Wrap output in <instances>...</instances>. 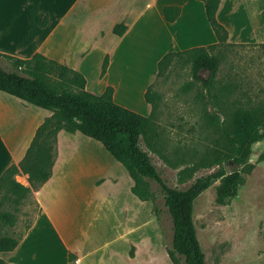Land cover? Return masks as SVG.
<instances>
[{"label":"crops","instance_id":"crops-1","mask_svg":"<svg viewBox=\"0 0 264 264\" xmlns=\"http://www.w3.org/2000/svg\"><path fill=\"white\" fill-rule=\"evenodd\" d=\"M167 5L181 7L173 22L164 17ZM42 12L49 14L44 27L36 20ZM217 17L230 42L264 43V0H220ZM120 22L128 25L123 35L113 31ZM216 42L203 0H0V52L31 58L39 51L81 71L92 92L112 86L116 102L144 115L152 111L145 92L163 55ZM52 114L0 90V176L25 157L38 127ZM57 148L51 178L31 195L38 205L32 224L18 246L0 257L14 264H50L56 256L62 264L154 260L153 245H143L152 213L148 201L132 192L134 180L125 166L81 131L60 130ZM28 177L15 174L27 186ZM47 229L59 245H45ZM67 230L79 238L68 239Z\"/></svg>","mask_w":264,"mask_h":264},{"label":"rangeland","instance_id":"rangeland-1","mask_svg":"<svg viewBox=\"0 0 264 264\" xmlns=\"http://www.w3.org/2000/svg\"><path fill=\"white\" fill-rule=\"evenodd\" d=\"M211 53L219 60L211 90L204 83L209 71L203 69L200 78H195L187 56H175L160 75L157 69L152 87L155 116L141 145L172 187L188 188L198 177L217 171L221 162L230 172H241L237 194L226 203L218 201L221 179L196 199L197 232L207 264H264V160L259 161L264 139L252 145L251 171L229 157L232 147L228 139L234 109L264 102V45L222 44ZM0 64L12 68L3 57ZM17 181L25 183L24 178ZM151 188L155 196L148 201L152 216L143 245H153L154 260L147 264H174L169 256L173 248L172 217L156 181L151 180ZM4 192H0V208L14 212L17 220L14 226L0 219V235L20 237L32 224L38 205L32 194L16 203ZM121 198L126 200L125 195ZM44 236L45 245H59L49 229ZM66 236L71 240L79 238L73 230H67ZM134 252L133 249L131 253ZM177 257L180 264H186L184 256ZM49 262L62 264V259L56 256Z\"/></svg>","mask_w":264,"mask_h":264},{"label":"trees","instance_id":"trees-1","mask_svg":"<svg viewBox=\"0 0 264 264\" xmlns=\"http://www.w3.org/2000/svg\"><path fill=\"white\" fill-rule=\"evenodd\" d=\"M206 14L217 36L218 42L195 46L185 50L171 49L158 62L160 75L172 62L175 56H187L192 61V72L200 78V71L207 69L209 76L204 83L210 88L216 80L219 69L218 57L211 53L222 44H262L233 43L229 39V31L222 24L217 12L220 0H203ZM166 20L175 21L181 7L167 5L163 9ZM39 26L49 22L48 13H39ZM128 29L124 22L115 24L114 33L123 35ZM0 57L7 59L11 69L0 64V90L19 97L24 102L53 111L38 127L25 157L18 163L11 164L0 176V192L20 203L24 198L39 189L53 174V167L58 154V132L65 129L82 133L101 141L106 149L128 170L134 184L132 192L142 200H153L155 192L151 188V180L160 186L165 197V204L173 221V248L169 256L174 264H180L177 254L184 256L186 264H207L206 254L198 236L194 219L195 201L215 180L221 179L217 186L218 201L226 203L237 194L238 184L242 179L239 171L227 173L221 162L217 171L198 177L188 188L172 187L163 177L153 162L150 153L141 145V138L146 134L155 116L156 106L151 84L145 92L146 100L151 103L150 115L141 114L114 99V88L108 86L102 93L87 89L85 75L66 63L50 58L36 51L31 58H23L0 52ZM109 56L106 55L102 74L107 70ZM231 130L228 139L232 147L230 158L236 163L254 167L249 163L253 143L264 139V102L257 105L238 106L231 114ZM264 160V153L259 161ZM19 171L27 173L30 185H24L15 178ZM1 206V200H0ZM155 208V212H157ZM2 222L15 225L17 216L14 212L0 208ZM20 237L0 235V252L15 249ZM74 255L70 254V258ZM0 264H14L0 257Z\"/></svg>","mask_w":264,"mask_h":264},{"label":"water","instance_id":"water-1","mask_svg":"<svg viewBox=\"0 0 264 264\" xmlns=\"http://www.w3.org/2000/svg\"><path fill=\"white\" fill-rule=\"evenodd\" d=\"M226 171L227 173H231L228 167H226Z\"/></svg>","mask_w":264,"mask_h":264}]
</instances>
